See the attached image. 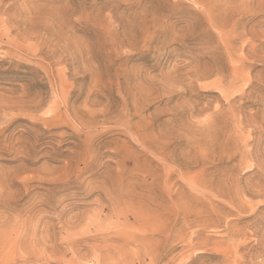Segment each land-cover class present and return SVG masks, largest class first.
Listing matches in <instances>:
<instances>
[{"label":"rangeland","instance_id":"obj_1","mask_svg":"<svg viewBox=\"0 0 264 264\" xmlns=\"http://www.w3.org/2000/svg\"><path fill=\"white\" fill-rule=\"evenodd\" d=\"M0 264H264V0H0Z\"/></svg>","mask_w":264,"mask_h":264}]
</instances>
